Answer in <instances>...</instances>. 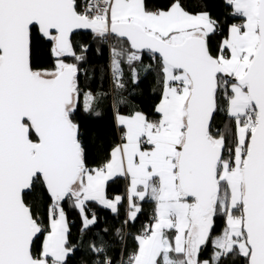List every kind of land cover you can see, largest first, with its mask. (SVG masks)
Here are the masks:
<instances>
[{"label":"snow or ice","instance_id":"obj_1","mask_svg":"<svg viewBox=\"0 0 264 264\" xmlns=\"http://www.w3.org/2000/svg\"><path fill=\"white\" fill-rule=\"evenodd\" d=\"M0 264H264V0H0Z\"/></svg>","mask_w":264,"mask_h":264},{"label":"trees","instance_id":"obj_2","mask_svg":"<svg viewBox=\"0 0 264 264\" xmlns=\"http://www.w3.org/2000/svg\"><path fill=\"white\" fill-rule=\"evenodd\" d=\"M93 64L103 66L105 64V59H94ZM126 75H127V73H126ZM108 86L109 85L107 82H105L103 85V87H108ZM94 87H99V85H94ZM129 87H132L130 82H129ZM154 88H155V85L153 83V77L150 75V76H148V78L146 80H144V82L141 84L140 88L137 89V91L143 93V95L140 97L141 99L148 100L152 96L151 90ZM157 95H158V93H157ZM110 124H111L110 114L107 115L106 121H103V122L95 121V120L85 121V126L89 129H92L93 131L96 128L101 127V126H104V127L110 126ZM93 151H95V149H93ZM146 207H150V205H148ZM100 215L102 217H107V221H108L109 226L116 223L114 217L110 213H107V212H104L101 210ZM70 218L75 220V222H76V225L73 227V238H75L77 227L79 226L80 221L77 218L75 213H71ZM115 251L118 252L119 248H117ZM113 255H115V252L113 253Z\"/></svg>","mask_w":264,"mask_h":264}]
</instances>
